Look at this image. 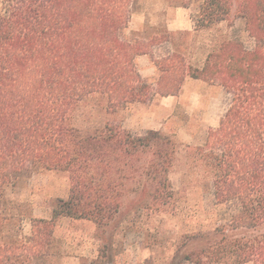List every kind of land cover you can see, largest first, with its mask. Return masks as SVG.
Wrapping results in <instances>:
<instances>
[{
    "label": "trees",
    "instance_id": "1",
    "mask_svg": "<svg viewBox=\"0 0 264 264\" xmlns=\"http://www.w3.org/2000/svg\"><path fill=\"white\" fill-rule=\"evenodd\" d=\"M139 2L1 1L0 234L9 190L46 170L68 172L73 187L51 220L32 219L27 241L0 239V264H57L55 221L66 214L104 222L101 215L77 211H103L111 204L100 201L106 185H114L105 178L115 163L139 148L155 152L145 170L156 187L168 189L171 154L166 158L158 153L163 140L159 132L136 138L107 124L101 133L83 136L71 124V115L97 94L108 98L111 111L156 95L175 96L188 77L217 84L230 96L219 128L210 130L197 150L213 175L218 203L239 208L229 226L193 240L204 242L207 248L201 253L211 264H264V0H241L237 9L253 49L226 37L198 68L187 66L177 53L154 60L161 73L156 87L144 82L136 66L139 56L152 53L155 39L147 42L128 34ZM179 2L186 6L188 0ZM203 2L197 29L227 20L232 0ZM93 164L98 175L91 180L87 176ZM155 191L157 198L163 192L160 187ZM171 264L182 263L174 259Z\"/></svg>",
    "mask_w": 264,
    "mask_h": 264
},
{
    "label": "rangeland",
    "instance_id": "2",
    "mask_svg": "<svg viewBox=\"0 0 264 264\" xmlns=\"http://www.w3.org/2000/svg\"><path fill=\"white\" fill-rule=\"evenodd\" d=\"M240 1L232 0L226 21L197 29L203 0H188L186 6L179 0H140L128 34L147 42L155 39L154 48L158 49L156 55L137 59L144 82L157 86L161 73L154 60L169 53L182 55L187 66L198 68L226 37L253 49L254 41L238 17ZM229 100L221 86L188 77L168 106L158 97L152 104L134 102L111 111L108 98L98 94L77 105L71 124L83 136L101 133L107 124L121 127L136 138L159 132L163 140L158 153L166 158L171 154L169 187L158 186L164 194L156 197L157 184L145 170L155 152L139 148L133 156H125L105 178L114 185H106V197L100 201L111 204L103 211H77L101 215L104 222L66 214L55 221L53 253L57 264H171L174 259L182 264H198L199 259L211 264L201 253L207 248L204 242L193 237L229 226L239 208L218 203L213 195V175L197 149L204 146L210 130L219 128ZM97 175L93 164L87 177L94 180ZM72 187L68 172L46 170L9 190L0 239L27 241L32 236V219L51 220L57 204L70 199ZM95 200L92 198V204Z\"/></svg>",
    "mask_w": 264,
    "mask_h": 264
},
{
    "label": "crops",
    "instance_id": "3",
    "mask_svg": "<svg viewBox=\"0 0 264 264\" xmlns=\"http://www.w3.org/2000/svg\"><path fill=\"white\" fill-rule=\"evenodd\" d=\"M158 51V49H155L154 47H153V49H152V53L154 54V55H156V52ZM170 55H172L171 53H169V54H167L166 56H164V57H167V56H170ZM147 57L148 55H141V56H139L138 57V60H142L144 57ZM158 58H163V57H158ZM142 62V61H141ZM186 81V80H185ZM185 81H184V83H185ZM184 83H183V85H184ZM183 85H182V87H181V90H180V92L182 91V89H183ZM179 92V93H180ZM159 97V100H161V103L163 104V105H166V106H168L172 101H171V97H173V96H166V97H164V96H160V95H156L151 101H149V103H143V102H135L134 103V105H140V104H152L153 102H155L156 101V98H158ZM158 130V129H157ZM156 132V131H155Z\"/></svg>",
    "mask_w": 264,
    "mask_h": 264
}]
</instances>
